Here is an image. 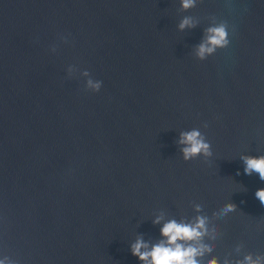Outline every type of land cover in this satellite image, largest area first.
<instances>
[{"label":"water","instance_id":"95a60500","mask_svg":"<svg viewBox=\"0 0 264 264\" xmlns=\"http://www.w3.org/2000/svg\"><path fill=\"white\" fill-rule=\"evenodd\" d=\"M220 22L228 47L198 60ZM192 129L210 157L183 159ZM242 156H264V0H0L5 264H140L138 237L151 247L164 222L197 215L204 260L264 257V181Z\"/></svg>","mask_w":264,"mask_h":264},{"label":"clouds","instance_id":"9594fccd","mask_svg":"<svg viewBox=\"0 0 264 264\" xmlns=\"http://www.w3.org/2000/svg\"><path fill=\"white\" fill-rule=\"evenodd\" d=\"M197 0H180V7L187 11L196 6ZM195 27L191 17H184L178 24V30L183 31L185 28ZM230 43L228 26L224 22L212 25L204 29V36L196 48L195 55L198 60H205L208 56L213 55L218 49L227 48ZM82 75L89 76L87 71ZM102 82L89 78L85 86L92 92H98ZM177 143L183 145L181 154L185 161L194 159L198 155L210 157L212 155L211 145L201 134L199 129H192L180 133ZM244 163V173L251 175L256 172L259 179L264 181V156H242ZM255 197L264 206V188L257 189ZM200 212V205L194 209ZM236 210V206L227 203L219 210L220 216H225ZM215 215V213H214ZM162 216H157L153 224L161 223ZM209 217L197 215L193 221L185 223L183 221L168 220L161 225V240L151 245L138 237L130 245V252L137 258L140 264H219L218 260L213 257L204 260L203 256L210 251L212 245L204 241V237L209 234ZM214 232L215 229L213 228ZM0 264H5V260H0ZM229 264V261H225ZM235 264H264V257L257 255L255 258L251 253L246 254L243 259L237 260Z\"/></svg>","mask_w":264,"mask_h":264}]
</instances>
